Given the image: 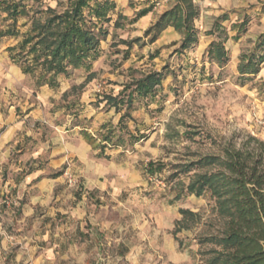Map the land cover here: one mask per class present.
Returning a JSON list of instances; mask_svg holds the SVG:
<instances>
[{
  "label": "rangeland",
  "instance_id": "374dc122",
  "mask_svg": "<svg viewBox=\"0 0 264 264\" xmlns=\"http://www.w3.org/2000/svg\"><path fill=\"white\" fill-rule=\"evenodd\" d=\"M114 1L111 20L103 23L108 33L101 36L91 66L60 75L57 87L39 85L10 57L7 48L20 38H0V120L15 115L25 121L14 138L18 142L12 141L11 155L0 162V240L6 239L14 251L19 226L38 224L30 217L19 221L23 198L10 185L22 180L32 167L48 162L66 126H92V118L84 116L89 105L97 111L111 109L116 116L128 113L113 129L114 145L105 148L109 153L105 156L120 172L134 168L141 174L138 181L120 185L123 188L112 201L104 200L112 205L109 216L114 224L128 225V242L134 247L132 261L120 264H222V260L214 261L222 248L215 237L224 234L227 217L219 213L216 197L211 191L175 197L198 173L217 168L194 165L184 171L186 163L205 155H222L225 146L252 147V137L264 141V61L257 73L239 70L245 55L264 50L258 46L264 31V0H193L199 9L193 20L197 37L184 49V34L173 24L156 26L178 0ZM66 3L41 0L40 6L61 11ZM146 7L151 10L138 16ZM25 21L18 22L22 32L30 26ZM6 23L0 20L2 26ZM215 44L224 46L226 61L221 63L209 53ZM150 71L164 74L156 93L135 97L131 108L123 105L120 113L116 111L106 97L112 94L126 100L129 90L119 95L125 85ZM84 129L80 134L91 133ZM5 130L6 125H0V134ZM92 131L105 136L99 129ZM135 137L141 139L133 144ZM35 149L43 151L37 159L31 158ZM103 154L98 151L96 157ZM149 160L163 162V170L147 172ZM7 181L9 186H4ZM183 209L191 212L183 213ZM57 221L73 229L80 227L76 218Z\"/></svg>",
  "mask_w": 264,
  "mask_h": 264
},
{
  "label": "trees",
  "instance_id": "16d2710c",
  "mask_svg": "<svg viewBox=\"0 0 264 264\" xmlns=\"http://www.w3.org/2000/svg\"><path fill=\"white\" fill-rule=\"evenodd\" d=\"M40 5L41 0H0V20L7 22L4 26L0 24V38H20L16 45L7 48L10 57L24 74L36 77L39 85L57 87L60 75L91 66L89 61L99 53L101 36L108 33L103 23L111 20L109 12L115 9L116 2L67 0L61 11ZM150 10L149 7L143 8L138 16L146 15ZM198 13L193 0H178L160 16L156 26L173 24L184 34V49L196 40L193 20ZM22 18H25V24H30L26 32L18 26ZM260 39L258 46L264 47V32ZM209 53L221 63L228 58L223 45L215 44ZM261 61H264V52L245 55L239 70L242 74L257 73ZM163 79L162 72L150 71L125 85L119 95L129 90L126 100L112 94L106 98L118 110L123 105L128 110L135 97L155 94ZM127 114L122 115L120 122ZM139 140L140 137H135L132 143ZM252 140L255 143L252 147L225 146L222 155H205L183 165L184 171L194 165L217 168L198 173L175 197L180 198L185 193L201 196L207 191L216 197L219 213L227 217L224 234L215 237L222 248L217 251L214 261L222 260V264H264V141L255 137ZM163 168V162L151 160L146 170L156 174ZM62 173L63 170H59L54 175ZM182 212L191 211L183 209Z\"/></svg>",
  "mask_w": 264,
  "mask_h": 264
},
{
  "label": "crops",
  "instance_id": "0c3cea01",
  "mask_svg": "<svg viewBox=\"0 0 264 264\" xmlns=\"http://www.w3.org/2000/svg\"><path fill=\"white\" fill-rule=\"evenodd\" d=\"M88 106H85L84 116L92 118V126L85 129L77 124L66 126L65 135L52 147L48 162L36 163L22 180L10 185L15 188L17 197L23 198L19 221L30 217L31 221L40 224L19 226L14 251L6 239L0 240V264H120L132 261L134 247L128 242L129 227L114 224L109 216L112 205L104 200L107 197L112 201L122 190L120 185L138 181L141 174L134 168L120 172L106 160L105 155L109 153L105 148L114 145L112 133H116L113 129L120 123L121 114L116 116L111 109L97 111ZM116 111L120 113L121 109L116 107ZM1 120L0 125H6V130L0 134V162H3L11 155L12 141L20 134L25 121L15 115ZM83 129L91 133L80 134L79 130ZM93 129L96 132L99 129L105 136L98 137ZM102 145L104 151L100 148ZM22 151L23 148L18 150ZM98 151L104 154L96 157ZM42 152L35 149L31 158L37 159ZM3 167L7 169L5 164ZM59 170L63 173L55 176ZM119 173L123 174L124 180H120ZM9 183L7 181L4 186ZM59 217L79 219L80 227L73 229L59 224Z\"/></svg>",
  "mask_w": 264,
  "mask_h": 264
}]
</instances>
